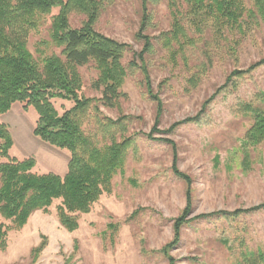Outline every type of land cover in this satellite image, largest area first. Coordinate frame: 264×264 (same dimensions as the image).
Masks as SVG:
<instances>
[{"label":"rangeland","instance_id":"rangeland-1","mask_svg":"<svg viewBox=\"0 0 264 264\" xmlns=\"http://www.w3.org/2000/svg\"><path fill=\"white\" fill-rule=\"evenodd\" d=\"M149 9L147 34L154 45L147 53L150 87L141 69L129 71L122 87L127 97L119 108L101 107L102 118L132 117L128 133H136L123 170L113 178L112 191L103 193L90 212L80 214L74 231L62 226L57 217L60 200L54 201L49 212H34L22 228L9 231L0 264H237L245 247L264 250V209L236 217H200L264 203V142L247 145L249 165L243 164L250 119L242 109L245 102L264 106V64L234 77L235 87L223 88L232 71L264 57V22L228 33L227 39H215L212 31H206L204 40L187 25L195 42L174 57L161 41L174 23L168 0H153ZM58 11L53 9L42 26L31 31L29 48L35 56L39 50L44 55L60 54L53 43H44L50 41L52 16ZM142 15V0H110L96 23L102 33L132 46L126 65L144 46L137 38ZM85 20L81 13L70 15L72 27H81ZM174 48L180 47L175 43ZM80 71L83 95L101 97L92 86L97 70L88 65ZM196 74L199 80L194 86L190 79ZM151 92L162 103L159 116L158 101ZM213 94L204 110V102ZM54 102L59 112L73 105L60 99ZM198 114V121L178 124ZM37 115L34 108L25 109L19 102L0 115V122L13 135L10 153L20 159L34 157L35 172L64 175L70 152L34 134ZM157 117L156 132L150 137ZM94 120L85 124L88 131H96ZM175 152L176 167L191 178L190 184L174 172ZM188 187L192 190L189 221L174 243L175 220L187 207ZM42 243L35 258L32 250Z\"/></svg>","mask_w":264,"mask_h":264},{"label":"trees","instance_id":"trees-1","mask_svg":"<svg viewBox=\"0 0 264 264\" xmlns=\"http://www.w3.org/2000/svg\"><path fill=\"white\" fill-rule=\"evenodd\" d=\"M109 1L0 0V115L9 112L17 102L25 109L34 108L38 113L34 134L48 144L68 150L71 155L64 175L52 171L35 172L37 162L34 157L20 159L11 155L13 135L9 126L0 122V158L3 160L0 161V217L3 219L0 222V250L7 248L10 230L22 228L38 210L49 212L55 200H60L56 210L62 226L69 231L76 230L80 214L90 212L103 193L112 191L113 178L123 170L129 149L135 144L136 133H128L132 117L102 118L101 107L119 108L121 100L127 97L122 87L129 71L141 69L150 87L147 53L154 45L147 29L152 16L149 3L153 0H142L143 15L137 38L144 41V46L141 51L134 52L128 65L124 59L133 51L132 46L96 28ZM168 4L174 23L170 31L161 35V41L174 57L187 44L195 42L187 25L195 28L204 40L206 31H212L215 39H227L228 33L244 32L245 28L248 30L264 22V0H168ZM55 8L59 11L52 16L50 41L44 43H53L60 49V54L44 55L39 50L40 54L35 56L29 48V35L42 26ZM73 12L86 16L81 27L71 26ZM175 43L180 47L178 50L174 48ZM231 49L235 52V45ZM263 64L264 57L247 68L235 69L228 75L223 88L235 87L234 77L248 75ZM88 65L98 72L92 86L101 97H87L82 93L84 82L80 68ZM198 76L190 79L194 86ZM215 94L204 102V110ZM151 95L158 101L159 116L162 103L156 94L151 92ZM55 99L71 101L73 105L59 112ZM262 100L264 102V98ZM242 109L250 119L243 146L246 150L243 164L249 165L247 145L256 147L264 142V106L245 102ZM158 118L150 137L156 132ZM199 118L200 114L178 124L195 122ZM91 120L96 123L95 132L85 127ZM176 156L175 152L174 172L190 184L191 178L176 167ZM191 191L188 187L187 207L175 220L174 243L179 239L182 225L189 221ZM263 209L264 203H261L249 209L206 213L200 217L219 214L236 217ZM43 247L44 243L32 250L35 258ZM237 264H264V250L245 247Z\"/></svg>","mask_w":264,"mask_h":264}]
</instances>
